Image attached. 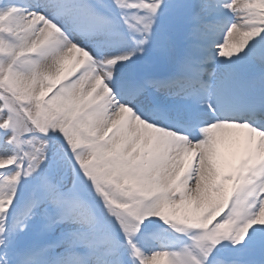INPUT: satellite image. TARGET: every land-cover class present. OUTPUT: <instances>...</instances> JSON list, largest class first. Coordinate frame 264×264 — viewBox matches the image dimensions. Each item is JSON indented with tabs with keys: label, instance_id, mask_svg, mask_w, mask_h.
Wrapping results in <instances>:
<instances>
[{
	"label": "snow or ice",
	"instance_id": "obj_1",
	"mask_svg": "<svg viewBox=\"0 0 264 264\" xmlns=\"http://www.w3.org/2000/svg\"><path fill=\"white\" fill-rule=\"evenodd\" d=\"M0 264H264V0H0Z\"/></svg>",
	"mask_w": 264,
	"mask_h": 264
},
{
	"label": "rangeland",
	"instance_id": "obj_2",
	"mask_svg": "<svg viewBox=\"0 0 264 264\" xmlns=\"http://www.w3.org/2000/svg\"><path fill=\"white\" fill-rule=\"evenodd\" d=\"M223 16L230 22H235L236 21V17L229 11L225 10L223 12ZM226 31V28H225ZM223 35L224 32L221 31L218 33L217 39L219 42H222L223 40ZM256 40L254 39L252 42H250L249 47L252 46V44H255ZM243 55V54H241ZM162 228L166 227V226H161ZM175 235V233H173L171 231V229H168L167 231H159L157 232V238L156 240L151 244L152 247H155L157 249H159L161 247V245H169L172 242V238Z\"/></svg>",
	"mask_w": 264,
	"mask_h": 264
}]
</instances>
